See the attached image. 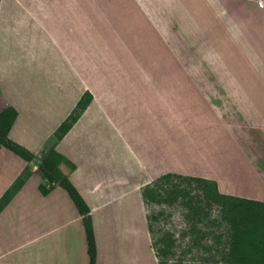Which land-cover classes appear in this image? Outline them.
<instances>
[{"label":"crops","instance_id":"0c3cea01","mask_svg":"<svg viewBox=\"0 0 264 264\" xmlns=\"http://www.w3.org/2000/svg\"><path fill=\"white\" fill-rule=\"evenodd\" d=\"M11 1L13 8L4 9V3L11 2L0 0V87L4 79L1 72L4 64L10 65V71L16 69L6 58L5 48L19 44L31 47V36L35 38V32H45L54 53L49 62L48 59L44 61L48 64V80H52L50 74L55 75L54 79H68L69 75L63 73L68 70L74 79L83 82L85 79H99L100 76L91 74L85 77L78 71L77 62L72 61L68 50L78 55L80 51L82 59L79 58L78 63L88 69L95 61L97 69L105 70L102 73L108 75L105 79L112 83L111 87L123 93L126 87L136 86L147 96L152 97L154 93L165 98L157 96L158 104L152 106L156 110L153 114L163 120L161 127L165 121L176 120L179 116L172 113L171 107L182 109L187 102H178L176 92L169 94L165 84L171 76L166 71L151 72L155 70L150 51L154 44L138 37L133 39V43L128 40L126 45L120 43L115 46L110 37L105 45L101 44L95 38L93 23L87 25L81 19L91 11L106 12L109 27L125 24L124 15L131 8L128 11L119 9L124 6L120 2L126 1L127 5L132 2L130 7L137 6L138 23L142 25L145 19L152 23V32L162 36L163 45L155 43L157 48L166 49L168 56L174 59L172 62L178 63L179 78L190 81L192 122L197 124L199 121L196 114L199 106L203 117L212 113L222 125L230 126L231 122L235 128L261 131L264 136V3L259 5L264 0ZM148 10L151 13H147ZM102 19L107 23L105 18ZM20 21L29 24V32L27 37H21L23 42L12 43L21 36L17 29ZM31 31L33 34H29ZM93 34V41H89ZM125 37L127 39V35ZM85 46L93 56L83 50ZM30 50L37 56L34 48ZM85 52L92 58L85 60ZM11 53L14 54L13 50ZM244 65H253V68H248L242 75ZM130 81L136 84L133 86ZM166 85L169 88L173 84ZM40 91L11 89L9 93H2L0 90V112L9 106L15 107L18 115L10 131L11 138L58 165L83 195L92 216L98 264H148L150 250L156 264H160L152 247L149 213L143 192L146 185L163 174L174 172L214 179L221 192L264 201V188L251 189V194L225 179L221 170H212L205 165V172L187 173L176 166L164 168L153 164L150 167L142 161L141 155L143 178L131 183L127 173L115 175L119 148L109 133H105L103 139L82 135L84 131H99L94 121L97 112L107 116L103 115L113 129L116 126L110 115L113 111L104 108L94 90L86 85L75 95L64 90L52 93L49 87ZM38 96L40 102L48 101V108L47 105L33 104ZM107 105L108 108L115 107L111 102ZM27 111L26 116L34 111L35 117L30 116L32 118L26 120L24 114ZM51 111L54 115L49 114ZM87 112L93 114L92 123L85 122ZM120 140L117 142H120L123 153L130 150L132 155L135 154V148L127 137H120ZM41 184L50 186L36 165L0 147V264H4L6 257L22 246L36 245L42 239L48 247L46 264H90L83 217L74 201L63 187L54 185L43 193ZM233 187L237 191H233ZM14 239L20 240L19 244L6 250L5 242ZM37 254L38 251L35 256Z\"/></svg>","mask_w":264,"mask_h":264},{"label":"rangeland","instance_id":"374dc122","mask_svg":"<svg viewBox=\"0 0 264 264\" xmlns=\"http://www.w3.org/2000/svg\"><path fill=\"white\" fill-rule=\"evenodd\" d=\"M8 1L11 3L5 2L3 5L4 9L13 8V1ZM131 1H128V3ZM120 3V5L124 6L122 8L118 6V8L120 7L119 9L123 11H128L131 8V11L126 12L124 15V18H126L125 24L122 23L118 26L114 24L109 27V16L106 12L97 13L91 11L88 15H83L81 19L87 25L93 23V26H95L93 31L96 30L95 38L101 44L105 45L109 37L115 46L120 45V43L126 45L128 44V40H131L133 43V39L136 37L154 44L150 51L152 59L155 61L153 63L155 70H151V72L166 71L171 76L168 77L169 81H166V84H173L169 85V88L165 84L169 94L173 95L176 92L175 96H177L178 102H187V105L182 109L171 107L172 113L179 116L176 120L170 121L167 119L169 121H165L164 126L161 127L163 120H159L158 116L153 114V111L155 112L156 110L152 106L158 104L157 96L159 99L165 98L154 93H152V97L145 95L141 89L134 86L136 84L134 81L137 80L130 81L134 87H126L123 93L121 90L119 91L117 88L111 87L112 83H108V79H105L108 75L102 73L105 70L100 71L97 69L95 61L88 69H85L86 66L82 67L78 63L79 58L82 59L80 51H78V55L77 53L73 54L72 50H68L69 57L72 58L75 64L77 62L78 71L85 77L91 74L100 76L99 79H85L83 82V80L74 79L71 73H69L70 70L68 72L62 70L63 73L69 75L68 79H54L56 78L55 75L50 74L52 80H48V64L44 63V61L48 59L49 62L54 53L51 50L46 33L35 32L36 37L31 36L33 40L31 47H26V45L21 47L19 44L23 42L21 37H27L29 32L27 19H24L27 21L24 22L25 25L23 21H20V24L17 26L21 35L19 38L22 41H17L19 38H15L16 41H11L19 45L12 46L13 48H5L6 58L9 59V63L13 66L15 65L16 69L10 71V65L7 62L4 64L1 71L4 78L0 87L1 92L9 93L8 90L11 89L16 91L33 89L35 93H41L40 89L47 90L49 87L52 93L64 90L71 95H75L77 90L88 85L98 95L104 108L113 111L110 115L116 122V126L113 129L107 124L108 120L103 116L105 114L97 112L94 121L99 127V131L95 133L84 131L82 135L84 137L95 136L96 138L103 139L105 138L104 134L109 133L112 141L116 142V146L119 148L117 150L120 160L118 158L116 163L114 162L116 164L115 175L127 173L128 175L126 176H128L131 183H135L138 179L143 178L140 165L142 160L140 158L141 155L145 160L142 161L150 165V167L153 164L164 166V168L166 166H176L183 168L187 173H193L194 171L205 172L204 167L207 165L209 169L223 171L225 179L230 180L231 183H236V186L246 191L251 192V189L264 188V136L261 131L238 129L233 127L231 122L230 126L222 125L217 121L218 118H213L214 115L212 113H206L207 117L206 115L203 117L201 113L202 109L199 106H197L198 112L196 111L199 121L197 124L192 122L189 105V100L192 96L190 81L180 79V75H178L180 73L178 63L172 62L174 59L168 56L166 49L162 47L157 48L158 46L155 43L160 42L163 45L162 36L157 34L158 37L155 32H152V23L146 19L143 20L142 25L138 23L139 18L136 4L132 8L130 7L132 2L129 5H127L126 1ZM263 3L261 2L259 5ZM149 9L153 8L149 7ZM147 13H151L150 10ZM7 18L9 19V17ZM102 18H105L107 23ZM31 32L29 34H33V31ZM93 39L94 34L90 35L89 41H93ZM79 45L81 46L82 43H79ZM31 48L36 50L37 56L35 55V51L30 50ZM12 50L14 54L11 53ZM83 50L93 56V53L89 52L86 46ZM106 54L107 52L105 56ZM83 58L87 60L92 57L85 52ZM133 64L135 65V61H133ZM28 66L30 67L29 69H27ZM250 66H243L242 75H244L243 73H247L248 68H253V65ZM65 67L67 68V63H65ZM136 68L139 71L138 65ZM55 72L52 71V73ZM46 102H40L38 96L35 97L33 104L38 106L47 105L48 108V103ZM109 102L115 107L109 106V109L107 105ZM162 105L164 106L163 101ZM109 113L111 112L109 111ZM216 113L219 114L218 112ZM27 114L28 111L24 116ZM49 114L54 115V112L51 111ZM92 115L91 112H87L84 117L85 122L88 120L89 123H92ZM30 116L34 118L35 112L31 111L29 116L24 118L29 120L32 118ZM222 117L226 118L225 115H222ZM26 127L29 130L28 126ZM120 137H127L130 140L132 146L135 148V154L132 155L130 150H125V153L122 152L123 150L119 147L120 142H117V139L121 141ZM4 148L6 151H11L6 147ZM122 153L126 155L124 156ZM167 159L169 160L167 161ZM112 167L109 168L112 169ZM160 177L154 178L149 183V201L147 202L152 247L158 261H163V264H226L229 235L227 222L221 217L220 207L216 204L207 203L196 181H183L173 177L169 181L160 180L158 184L156 182ZM232 190L237 191L234 187ZM152 194L153 196L156 194L157 199H153ZM251 194L253 193L251 192ZM19 242L20 240L18 239L6 241V250L19 244ZM36 248H39V250H33ZM37 251L39 254L35 256ZM15 263H48V247L45 246L44 239L40 240L36 245L29 243L27 246H22L20 250L13 252L4 261V264ZM148 264H156L151 250L148 255Z\"/></svg>","mask_w":264,"mask_h":264},{"label":"trees","instance_id":"16d2710c","mask_svg":"<svg viewBox=\"0 0 264 264\" xmlns=\"http://www.w3.org/2000/svg\"><path fill=\"white\" fill-rule=\"evenodd\" d=\"M17 115L18 111L13 106H9L0 112V147L10 149L38 167L50 185L49 187L45 184L40 185V190L43 193H47L48 188L54 185L63 187L69 193L83 217L90 264H98V248L88 203L75 184L58 165L11 138L10 131ZM173 177L183 181H196L207 203L216 204L220 207L221 217L227 222L229 235L226 264H264L263 200L221 192L216 180L201 176L169 172L163 174V176L161 175L156 183L159 184L160 180L169 181ZM149 185L144 187L143 192L146 202L149 201ZM153 199H157L156 194ZM159 263L163 264V261L160 260Z\"/></svg>","mask_w":264,"mask_h":264}]
</instances>
